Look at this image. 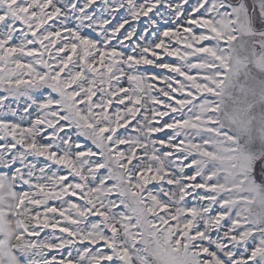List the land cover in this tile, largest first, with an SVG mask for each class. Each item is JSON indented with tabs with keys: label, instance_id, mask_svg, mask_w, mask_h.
Segmentation results:
<instances>
[{
	"label": "snow or ice",
	"instance_id": "snow-or-ice-1",
	"mask_svg": "<svg viewBox=\"0 0 264 264\" xmlns=\"http://www.w3.org/2000/svg\"><path fill=\"white\" fill-rule=\"evenodd\" d=\"M250 64L264 0H0V264H264Z\"/></svg>",
	"mask_w": 264,
	"mask_h": 264
},
{
	"label": "rangeland",
	"instance_id": "rangeland-1",
	"mask_svg": "<svg viewBox=\"0 0 264 264\" xmlns=\"http://www.w3.org/2000/svg\"><path fill=\"white\" fill-rule=\"evenodd\" d=\"M240 85L233 90L229 108L246 124L245 140L255 163L264 159V71L250 64L240 77Z\"/></svg>",
	"mask_w": 264,
	"mask_h": 264
},
{
	"label": "flooded vegetation",
	"instance_id": "flooded-vegetation-1",
	"mask_svg": "<svg viewBox=\"0 0 264 264\" xmlns=\"http://www.w3.org/2000/svg\"><path fill=\"white\" fill-rule=\"evenodd\" d=\"M261 76V75H260Z\"/></svg>",
	"mask_w": 264,
	"mask_h": 264
}]
</instances>
